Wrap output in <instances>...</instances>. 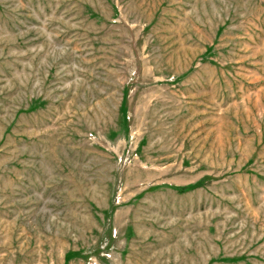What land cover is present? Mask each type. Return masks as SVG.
<instances>
[{"label": "rangeland", "instance_id": "374dc122", "mask_svg": "<svg viewBox=\"0 0 264 264\" xmlns=\"http://www.w3.org/2000/svg\"><path fill=\"white\" fill-rule=\"evenodd\" d=\"M0 264H264V0H0Z\"/></svg>", "mask_w": 264, "mask_h": 264}]
</instances>
